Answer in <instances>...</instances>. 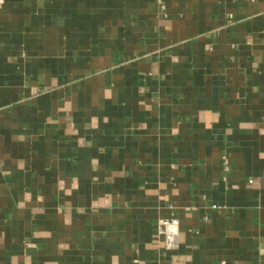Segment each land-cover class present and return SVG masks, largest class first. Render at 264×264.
<instances>
[{"label":"crops","instance_id":"1","mask_svg":"<svg viewBox=\"0 0 264 264\" xmlns=\"http://www.w3.org/2000/svg\"><path fill=\"white\" fill-rule=\"evenodd\" d=\"M0 264H264V0H0Z\"/></svg>","mask_w":264,"mask_h":264},{"label":"built area","instance_id":"2","mask_svg":"<svg viewBox=\"0 0 264 264\" xmlns=\"http://www.w3.org/2000/svg\"><path fill=\"white\" fill-rule=\"evenodd\" d=\"M180 225V219L177 217L161 218L158 221L157 232L163 236L166 248L171 249L177 247Z\"/></svg>","mask_w":264,"mask_h":264}]
</instances>
